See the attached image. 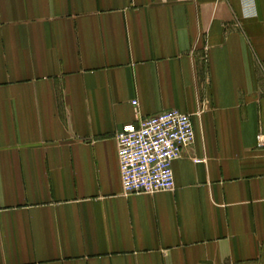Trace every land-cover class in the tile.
I'll return each instance as SVG.
<instances>
[{
	"label": "crops",
	"instance_id": "0c3cea01",
	"mask_svg": "<svg viewBox=\"0 0 264 264\" xmlns=\"http://www.w3.org/2000/svg\"><path fill=\"white\" fill-rule=\"evenodd\" d=\"M134 100L192 117L173 192H123ZM0 264H264V0H0Z\"/></svg>",
	"mask_w": 264,
	"mask_h": 264
},
{
	"label": "built area",
	"instance_id": "2783aa9c",
	"mask_svg": "<svg viewBox=\"0 0 264 264\" xmlns=\"http://www.w3.org/2000/svg\"><path fill=\"white\" fill-rule=\"evenodd\" d=\"M132 105L137 122L124 126L116 138L123 192L126 196L173 192V164L196 139L192 117L178 110L143 117L137 100Z\"/></svg>",
	"mask_w": 264,
	"mask_h": 264
}]
</instances>
